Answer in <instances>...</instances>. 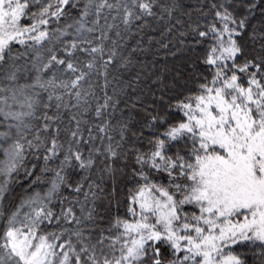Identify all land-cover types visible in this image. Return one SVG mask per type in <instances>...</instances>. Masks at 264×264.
I'll return each mask as SVG.
<instances>
[{"label":"snow or ice","instance_id":"obj_1","mask_svg":"<svg viewBox=\"0 0 264 264\" xmlns=\"http://www.w3.org/2000/svg\"><path fill=\"white\" fill-rule=\"evenodd\" d=\"M0 264H264V0H0Z\"/></svg>","mask_w":264,"mask_h":264}]
</instances>
